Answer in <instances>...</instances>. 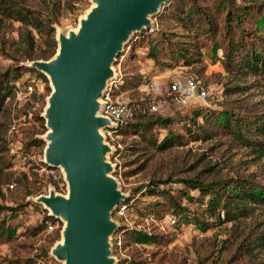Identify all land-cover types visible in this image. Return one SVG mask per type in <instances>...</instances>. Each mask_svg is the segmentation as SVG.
<instances>
[{
  "label": "rangeland",
  "instance_id": "obj_1",
  "mask_svg": "<svg viewBox=\"0 0 264 264\" xmlns=\"http://www.w3.org/2000/svg\"><path fill=\"white\" fill-rule=\"evenodd\" d=\"M14 1L55 15V39L58 30L67 32L77 27L79 17L92 4L91 0ZM239 6H245L247 14L240 12ZM259 6L264 8V0L165 1L161 10L152 15L161 29L146 34H143L145 29L135 31L112 63L115 78L122 80L114 88V95L137 103L139 108L144 106L147 111L139 117L138 132L129 128L122 135L126 148L123 156L118 155V150L107 153L114 164L112 174L134 198L122 223L128 228L121 232V249L113 252L118 258L116 264L124 258H132V264L264 263V247L254 253L244 248L238 253L235 250L248 230L259 229L256 219L262 217L264 207L256 208L253 216L237 224L216 222L214 215L203 211L199 189L181 180L199 177L208 181L222 174L254 172L256 181L264 184L261 160H256L241 146L231 131L236 118L243 121V127L248 122V129L254 127L255 116L264 123V76L247 74L237 78L227 73L222 65L221 48L225 43L227 9L239 11L246 20L259 13ZM167 7L168 12L164 13ZM176 12L183 22L177 21ZM0 17V85L12 86L0 111V205L4 206L0 210V227L1 219L8 217L5 225L15 228L11 234L0 233V264H60L50 254L51 246L61 239L60 234L53 229L55 226L42 227L40 223L50 215L49 210L33 199L47 193L50 186L58 192L66 191L61 169L54 167L59 177L55 179L48 170L53 167H48L43 160L47 126L42 112L51 86L45 73L28 64L43 57L22 59L23 43L18 42L20 22ZM245 20L239 26L248 30L251 24ZM33 32L35 49L39 51L45 46L44 39ZM260 36L264 33L256 37ZM56 48L57 40L48 58ZM186 74L197 77L208 89L206 101L198 99L177 106L167 96L169 82ZM5 76H8L7 82H3ZM32 78L36 79V85L25 90V84ZM245 80L252 84L248 89L226 93L227 85L242 84ZM151 81L155 82V88L148 86ZM38 92L45 93L44 98H39ZM152 102L157 104L156 110L149 107ZM216 110L235 111L230 116L236 118L228 117L231 127L215 123ZM197 111L204 117H196ZM154 115L168 117V125L155 122ZM186 121L190 122L189 126H184ZM164 128L170 130L168 135L179 133L181 142L156 148L155 142L162 139ZM5 206L17 207V210L9 214ZM193 213L202 214L209 224L202 228L188 220ZM169 216L175 222L170 223ZM133 229L155 231L156 240L135 241L137 232ZM48 257L53 260L46 261Z\"/></svg>",
  "mask_w": 264,
  "mask_h": 264
},
{
  "label": "water",
  "instance_id": "obj_2",
  "mask_svg": "<svg viewBox=\"0 0 264 264\" xmlns=\"http://www.w3.org/2000/svg\"><path fill=\"white\" fill-rule=\"evenodd\" d=\"M165 1L91 0L96 4L79 17L77 31H57L53 56L28 62L47 75L51 86L42 112L47 126L43 160L61 169L66 191L50 186L33 199L63 223L62 241L50 248L60 264L118 262L112 235L121 223L112 213L129 193L112 174L107 153L116 149L102 129L118 124L101 114V98L116 77V56L135 31L150 27Z\"/></svg>",
  "mask_w": 264,
  "mask_h": 264
},
{
  "label": "trees",
  "instance_id": "obj_3",
  "mask_svg": "<svg viewBox=\"0 0 264 264\" xmlns=\"http://www.w3.org/2000/svg\"><path fill=\"white\" fill-rule=\"evenodd\" d=\"M170 1H204V0H170ZM207 1H223V0H207ZM225 1H237V0H225ZM60 4V1H57ZM223 5V4H222ZM198 9V8H197ZM240 12L247 14L248 10L245 6H239ZM258 14L249 17L245 20V16H242L239 11L227 9L224 17L226 29L224 31L225 43L222 44L221 48L224 55L222 56V65L225 71L232 76L237 78L243 77L247 74H252L254 76H264V36L256 37L261 33H264V8L258 7ZM164 13L168 12V7L163 11ZM177 13V14H176ZM175 13V18L178 22H183L179 17L178 13ZM183 14V12H181ZM0 15L6 16L10 19L18 20L20 25L18 26V42L23 43L22 59H33L37 57L48 58L55 50L56 39L54 36V26L53 22L56 20L55 15H49L48 13L43 12L40 8H34L19 1L14 0H0ZM1 19V17H0ZM180 19V21H179ZM249 22L250 29H242L239 25H242L243 21ZM232 21L238 25L234 26ZM153 29H145L143 34L149 33V31L160 30V23H153ZM36 31L40 39H44L45 46L39 51H36L35 47L37 45L34 32ZM164 35V34H163ZM139 35H136L138 38ZM143 36V35H142ZM257 38V39H256ZM263 38V39H261ZM136 40V39H135ZM28 70H35L32 67H27ZM11 71V70H10ZM12 73V72H11ZM10 73V75H11ZM38 73L44 76L38 71ZM8 76L3 78V82H7ZM122 80L120 78L115 81V87L117 88L121 84ZM2 81H0V84ZM256 83V82H255ZM0 85V111L6 97L10 94L12 89L11 85ZM264 84V81L262 82ZM36 85V79H29L25 84V90L28 86ZM252 84L247 80L244 83H234L232 85H227L225 88L226 93L244 91L248 89ZM36 92V89H34ZM45 94V93H44ZM43 92H38L37 95L39 98L44 96ZM44 98V97H43ZM129 104L132 107V115L128 118L123 119L117 127V132L121 133L123 136L126 135L129 128L135 133L138 132L141 128L139 125V117L147 114L146 109L143 107H137V103L129 101ZM150 107V106H149ZM148 107V108H149ZM235 111L229 110H216L215 114V123L223 124V126L231 127L228 117L230 114H233ZM154 120L158 124L168 125V117H161L159 115H154ZM196 117L203 116V113L199 111L196 112ZM231 117V116H230ZM237 117V116H236ZM231 117V118H236ZM40 119H43L40 116ZM254 127L248 129V122H246L243 127V121L240 119H235L234 129H231L233 136L239 140L240 145L246 147L250 154H252L256 160H261V171L264 173V123L260 122L258 117L254 118ZM167 123V124H166ZM189 126L190 122L186 121L184 126ZM167 127V126H165ZM165 129V128H164ZM163 133L162 139L159 143L155 142V147L159 149L166 148L170 145L181 142V136L179 133L168 135L170 130L167 128ZM40 139H35L39 142ZM126 148L123 147L118 149V155L123 156ZM188 186L193 188H198L200 191V200L201 203H204L203 211L212 214L216 218V222H232V224H237L241 219L246 217H251L255 214V209L258 207H264V184L256 181L255 173L241 174L236 173L234 175H219L214 178H211L208 181L201 180L199 177H186L181 179ZM152 183V182H151ZM132 194L129 193L128 197L123 200V203L126 204L127 208L131 209ZM206 199L204 200V198ZM204 200V201H203ZM176 203V202H175ZM3 205H0V210L3 208ZM9 214L14 213L17 210V207H8ZM187 218V216H186ZM8 217H3L1 219L0 233L5 232L11 234L15 228L10 229L7 223ZM200 227L205 228L208 221L204 220L202 214L193 213L192 216L188 217L190 220ZM257 224L259 229L248 230L244 235V241L239 243L236 247V252L239 250L245 249L248 252H253L257 248L264 247V210H262V217H257ZM42 227L45 229L48 227V224L55 226L53 229L57 231L59 235V230L61 228V222L54 216L46 215L45 218L41 221ZM127 225H121L119 231L126 230ZM136 230V229H133ZM137 234L134 237L135 241L141 242H150L156 240L155 231H143L136 230ZM1 233V234H2ZM253 234V235H252ZM253 236V237H252ZM57 237H54L53 240H56ZM48 255V253H47ZM53 260L52 257H48L46 261ZM132 258H124L119 264H132ZM225 264H230L229 262ZM257 264H264L259 262Z\"/></svg>",
  "mask_w": 264,
  "mask_h": 264
},
{
  "label": "built area",
  "instance_id": "obj_4",
  "mask_svg": "<svg viewBox=\"0 0 264 264\" xmlns=\"http://www.w3.org/2000/svg\"><path fill=\"white\" fill-rule=\"evenodd\" d=\"M153 23L150 25L148 30L153 29ZM115 81L116 78L109 81L107 88L104 90V94L101 98L103 101L101 114L110 118L112 121L117 122L118 127L123 119L128 118L132 115V107L129 104L128 100L118 98L114 95ZM154 85V81L148 83V86L152 88H155ZM28 88L32 89V85H29ZM208 94V89L201 85L197 77L191 74L176 77L169 82V85H167V96H169L171 101L177 106H184L190 104L191 102L197 101L198 99L206 101V97L208 96ZM149 106L153 110L157 109V104L155 102L150 103ZM117 127H106L102 129L107 138V141L110 142V144L113 145L116 150L123 147L122 134L117 132ZM48 170L55 179L59 178L57 173H55L54 168H49ZM126 216L127 206L125 203H123V201H121L114 209L112 217L118 220L122 225ZM168 221L170 223H173L175 222V218L169 216ZM52 227V224H48L49 229H52ZM112 245L113 252L121 249L122 233L121 231H119V229L112 235Z\"/></svg>",
  "mask_w": 264,
  "mask_h": 264
},
{
  "label": "bare ground",
  "instance_id": "obj_5",
  "mask_svg": "<svg viewBox=\"0 0 264 264\" xmlns=\"http://www.w3.org/2000/svg\"><path fill=\"white\" fill-rule=\"evenodd\" d=\"M96 3L95 2H92V4H91V6H93V5H95ZM90 9V8H89ZM88 9V10H89ZM87 10V11H88ZM86 16V13H84L83 15H82V17H85ZM79 26H80V23L78 24V28H79ZM77 27H74V31H77L78 30V28ZM57 49H58V47H57ZM51 211V210H50ZM61 239H59V241H62V237H60Z\"/></svg>",
  "mask_w": 264,
  "mask_h": 264
}]
</instances>
